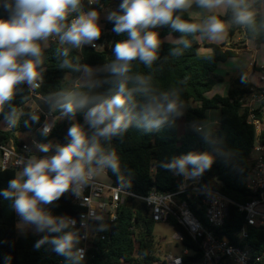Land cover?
I'll list each match as a JSON object with an SVG mask.
<instances>
[{"label":"trees","instance_id":"trees-1","mask_svg":"<svg viewBox=\"0 0 264 264\" xmlns=\"http://www.w3.org/2000/svg\"><path fill=\"white\" fill-rule=\"evenodd\" d=\"M122 2L123 0H96L89 3L83 0L80 8L85 14L94 10L99 15L104 9H109L108 16L112 13L120 15ZM2 3L3 0H0V4ZM263 4L264 0H244V7L252 13V22L247 24L236 22L231 7H228L225 15H215L228 25L227 38L241 34L257 45L264 44V15L259 13ZM0 12L2 17L7 18L8 14L2 7ZM175 16L183 21H190L182 10H177L174 18ZM210 16H205L204 20ZM75 18L76 10L68 13L65 23L70 25ZM113 27L114 21L108 18L101 30L106 42L103 44L101 40L94 41L97 48H92L90 44L74 48L62 45L58 39L57 42H50L49 37L46 39V46L41 45L42 40L37 41L41 49L39 59L42 61L39 65L42 84L37 91L46 102L63 103V95L69 92L86 96L90 100V103L77 108L74 113H67L63 108L65 117L74 119V122L57 121L50 137L64 138L65 145L71 139L68 130L74 125H79L89 137L94 134L95 130L86 120L88 109L94 103L115 94L116 87L109 70V66L115 61L112 49L118 41L126 40L128 35H118ZM147 30L159 33L157 59L151 66H146L139 59L132 61L127 75L132 78L128 82L129 89L137 87L134 78L142 76L148 81L144 86L148 88V92H133L135 106L132 108L133 118L128 127L109 139L100 138L99 141L103 154L114 152L119 161L118 172L114 173L106 167L108 181L141 197L153 187L159 192H173L177 189L179 180L172 176L173 168L167 165L180 155L207 153L212 158V163L199 173L203 180L232 202L245 204L249 200L245 184L255 131L247 123L248 110L242 101L251 94L253 86L246 78H229L230 86L226 96H205L216 83L224 81L215 73L216 69L219 64L235 57V52L229 49L223 51L222 45L206 44L208 38L201 34L204 46L212 51L211 54L201 55L198 53L199 42L195 39L199 32L181 33L170 25ZM168 36L175 37L177 41L166 42ZM182 40L188 42L187 47L181 43ZM64 49H67V55H64ZM176 50H179V54ZM87 67L101 69L95 83L91 86L77 84ZM256 71L264 74V68ZM163 94L168 95L169 101L176 102L177 109L172 113L159 111L155 118L150 119H160L161 124L149 126L143 118L144 108L151 97H155L157 103L166 107L168 101L163 100ZM28 100L29 89L25 83H21L17 85L12 100L0 107V120L7 118L13 110L15 114L20 112L18 122L11 131H0L1 142L11 138L18 143L22 138H18L19 134L33 131L40 124V118L36 122L28 118V107H25ZM213 109L220 111L219 127L216 130H206L203 127L206 113ZM262 110L264 101L254 111L259 119H262ZM60 111V108L57 109L56 114ZM180 122L183 126L182 134L178 133ZM197 125H201L203 129L197 131L194 128ZM259 140L264 143V129ZM91 167L99 166L93 161ZM187 169L193 172L191 165ZM15 174L13 170L0 171V191L8 189L9 181L15 179ZM14 199L15 197L6 199L0 195V264H153L158 259L152 235L155 223L142 212L140 202L132 198L127 199L118 209L116 220L111 225L102 224L99 227L98 232L101 234L93 239L92 247L83 260L75 258L74 252L72 260L57 254L50 242L52 237L67 231L74 232L77 237L78 232L73 228L68 227L61 233L45 230L36 235H18L14 226ZM43 206L49 210L50 215L57 218H76L83 212L82 208L72 205L70 197L64 194L58 200ZM191 208L203 219L202 210L195 211L192 205ZM243 223V215L237 212L235 206L229 205L223 233L230 237ZM169 224L184 235L183 245L191 252L182 257L183 264L197 263L202 254L198 243L192 241L175 221H170ZM45 237L48 240L37 247V243ZM246 245L258 254L264 252V228H248Z\"/></svg>","mask_w":264,"mask_h":264},{"label":"clouds","instance_id":"clouds-1","mask_svg":"<svg viewBox=\"0 0 264 264\" xmlns=\"http://www.w3.org/2000/svg\"><path fill=\"white\" fill-rule=\"evenodd\" d=\"M193 2L205 9L231 7L236 22H252V13L244 7V0H123L120 4L122 14L112 13L109 19L114 21L113 31L118 35L127 33L128 38L118 41L112 49L115 61L109 70L116 87L115 94L94 103L86 113V120L95 130L94 134L89 137L79 125L70 127L69 143L58 146L51 157L29 160L20 177L10 180L8 189L0 191L6 199L15 197L13 207L24 221L35 225L38 231L61 233L75 221L54 217L41 205L58 200L70 188L75 190L87 184L94 174L91 167L93 161L100 167L118 172L116 154L104 155L99 141L126 129L133 118V92H148V88L144 87L148 83L146 78L136 76L137 87L129 89L128 82L132 78L127 75L132 61L139 59L146 66H151L157 59L159 33L147 29L170 25L181 33L200 32L212 41L223 38L225 25L215 15L200 24L183 21L179 16L174 18L177 10H186ZM79 3L80 0H3L0 7L8 15L7 18L0 16V107L12 100L17 85L26 82L30 87L38 86L36 82L40 78L39 65L42 61L37 41L55 35L62 45L80 48L100 38L98 13L94 10L78 15L70 25L65 23L68 13L77 10ZM181 43L188 46L187 41L182 40ZM176 53L179 54V50ZM64 55H67V49H64ZM162 98L168 101L166 107L151 97L144 108L143 118L149 126L161 124L160 119H150L155 118L159 111L172 113L177 109L176 102L169 101L167 94H163ZM62 99V107L67 113H74L77 108L90 103L88 97L71 92L64 94ZM15 115L13 110L7 117L10 124L15 123ZM48 131L45 127L44 132ZM40 150L47 152L49 149L42 146ZM211 163L212 158L207 153H189L167 167L185 172L191 165L192 174L198 175ZM46 240L48 237L39 241L37 247ZM50 242L57 254L74 259L73 249L78 243L74 232H63L52 237Z\"/></svg>","mask_w":264,"mask_h":264},{"label":"built area","instance_id":"built-area-1","mask_svg":"<svg viewBox=\"0 0 264 264\" xmlns=\"http://www.w3.org/2000/svg\"><path fill=\"white\" fill-rule=\"evenodd\" d=\"M98 40L103 44L106 42V38L102 35ZM49 41L57 42V36H50ZM90 46L97 48L95 42ZM259 82L262 85L252 90L251 94L242 101L248 110L247 123L252 125L255 131L245 184L249 200L245 204L232 202L218 189L206 183L200 174L193 175L189 169L185 172L173 169L172 176L179 180L175 191L159 192L153 187L141 197L120 185L97 180L96 173L106 175V167L99 166L93 168L94 174L87 184L75 190L70 188L64 193L70 197L72 205L83 209L76 218L67 219L75 221V224H70L69 228L78 232V243L73 249L75 256H82L79 260L84 259L88 249L92 247L93 239L101 234L98 232L99 227L102 224L111 225L116 220L118 209L127 199L132 198L140 202V205H144L145 216L152 222L169 224L170 221H175L192 241L198 243L202 254L200 260L194 264H264V252L258 254L246 245L248 228H264V143L259 140V135L264 129V110L261 111L262 119L257 118L254 113L264 101L263 73L259 74ZM36 83L38 86L30 87L25 82L29 89V100L25 107H28V118L31 121L36 122L40 118L41 122L35 130L26 132L32 137L20 138L18 143L11 138L4 142L0 141V171L13 170L21 174L29 160L51 157L56 153L58 146L65 145L64 138L50 137L55 129L57 116L45 112L38 104V102H47L37 91L42 84L41 76ZM19 117L20 112L15 116V123L18 122ZM0 123L3 124V128L0 127L2 132L11 131L15 124H10L7 118L0 120ZM45 127L49 129L47 133L44 132ZM194 128L197 131L203 129L201 125ZM23 134H19L18 138ZM42 146H47L49 150L41 151ZM182 157L184 156H179ZM191 205L195 207V211L202 210L203 219L194 212ZM229 205L235 206L244 219L243 225L233 231L230 237L223 233ZM41 207L49 213L46 207L43 205ZM14 226L18 235L23 232L34 235L43 232L38 231L35 225L24 221L15 209ZM101 237L103 238L104 235ZM173 240L182 245L181 253L179 255L168 253L161 258L156 254L158 259L153 264H183L182 257L191 253L183 245L185 237L174 229ZM79 250H83L82 253Z\"/></svg>","mask_w":264,"mask_h":264},{"label":"rangeland","instance_id":"rangeland-1","mask_svg":"<svg viewBox=\"0 0 264 264\" xmlns=\"http://www.w3.org/2000/svg\"><path fill=\"white\" fill-rule=\"evenodd\" d=\"M228 7L226 6H221L218 8H214V9H205V8H201L199 7L195 2L192 3L191 7L186 9V10H182L185 14H187V16L189 17L190 21H186V22H190V23H197L200 24L204 21V17L205 16H210V15H220L223 16L225 15V13L227 12ZM77 15H80L81 11L79 8H77L76 10ZM225 25V30L226 27L228 28L227 24ZM153 30H157L158 28H160V26H156V27H150ZM241 34H236L237 37H239ZM195 39L201 43L202 42V35L199 32L197 35H195ZM166 42H175L177 41V39L175 37L172 36H168L165 40ZM226 41V40H225ZM45 45L46 44V40H43L41 45ZM42 45V46H43ZM204 45V44H203ZM223 47V45L221 46ZM202 49H200L198 51V53H202L201 52ZM101 69L98 67H87L84 69L81 77L79 78L77 84L82 85V86H91L95 83L96 81V77L97 74L99 73ZM218 76L222 77L224 79V81L222 82H218L216 83L213 88L211 89V91H209L205 96L207 98H211L214 95H219L221 92V88L223 89L224 84L228 85V88L230 86V82H229V77L228 75V71H225L224 69H222V67L220 69H216L215 72ZM241 75V74H239ZM231 77V76H230ZM258 83L259 86L262 85L261 82H259V76H258ZM255 88H253L254 90ZM38 104L41 106V108L47 112V113H53L54 115H56L57 119L56 121L59 122H63L66 121L67 123L74 122V119H67L63 113V107H62V102H55V103H43V102H38ZM61 109V111L59 113L56 114V110L57 109ZM216 114V118L214 120V122H210L209 121V114ZM263 122H264V118H263ZM212 123V124H211ZM218 123H219V111L216 109L213 110H209L206 113V120L204 125L206 126V130H216L218 127ZM0 127L3 128V124L0 123ZM182 122L179 123V128L180 130L178 131L179 134L182 133ZM32 137L29 133H25L22 135V138L26 139ZM20 173L16 172L15 174V179H17L18 177H20ZM95 178L103 183H108V178L106 175H104L103 173H96ZM23 233H20L21 235H25ZM152 235L154 237V241L156 243V252H157V256L158 257H162L168 253H171L173 255H179L182 251V245L173 240V235H174V229L172 228V226L168 223H155L153 230H152ZM124 264V263H123Z\"/></svg>","mask_w":264,"mask_h":264},{"label":"crops","instance_id":"crops-1","mask_svg":"<svg viewBox=\"0 0 264 264\" xmlns=\"http://www.w3.org/2000/svg\"><path fill=\"white\" fill-rule=\"evenodd\" d=\"M81 1L83 0H80L78 8L81 11L80 13L82 14L84 12L80 8ZM86 1H88L89 3H92V2H95L96 0H86ZM259 13L260 15H264V4L262 5ZM108 15H109V9H104L98 15L97 23L99 24L101 30L104 28L105 21H107L109 18ZM0 16H2L1 12H0ZM227 29L228 28L226 27V30L223 34V38L221 40L212 41V40L207 39L205 42L206 44H215L218 46L223 45V47H221L223 51L229 49L235 52V57L229 59L225 63L219 64L217 69H220L222 67V69L229 72L227 76L232 79L239 78V77L246 78L252 84L253 88H257L259 86L258 76L260 72L256 71V69L264 68V44L257 45L254 41L245 39L242 35H240L239 37L235 35L231 39H228ZM57 39L59 41V38ZM203 44L204 43L199 42L198 51L202 49L201 51L202 53H199V54L201 55L211 54L212 52L211 49L206 48ZM43 46H46V44ZM228 89H229L228 85L224 84V87L223 89L221 88V91H220L221 93L219 95L226 96L228 93ZM219 114H220V111H219ZM215 118H216V114L214 113L209 114L210 122H214ZM203 127L204 129H206L205 125H203ZM218 127H219V123H218ZM178 130H180V128H178ZM181 130L183 133V127Z\"/></svg>","mask_w":264,"mask_h":264},{"label":"water","instance_id":"water-1","mask_svg":"<svg viewBox=\"0 0 264 264\" xmlns=\"http://www.w3.org/2000/svg\"><path fill=\"white\" fill-rule=\"evenodd\" d=\"M140 207H141L142 212L145 214L146 210H145V208H144V205L141 204Z\"/></svg>","mask_w":264,"mask_h":264}]
</instances>
